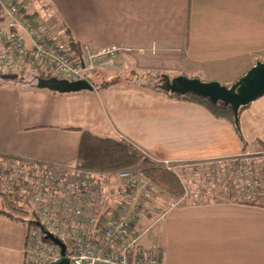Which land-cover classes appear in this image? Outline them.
I'll use <instances>...</instances> for the list:
<instances>
[{
	"label": "crops",
	"instance_id": "crops-1",
	"mask_svg": "<svg viewBox=\"0 0 264 264\" xmlns=\"http://www.w3.org/2000/svg\"><path fill=\"white\" fill-rule=\"evenodd\" d=\"M16 1L53 39L68 44L70 33L82 48L129 50L116 56L107 78L117 81L92 91L16 81L28 72L49 75L37 64L1 79L0 156L74 167L83 131L124 139L161 162L264 154V95L240 111L238 130L207 106L173 95L171 85L187 77L230 87L264 63V0ZM158 207L139 214L138 228L165 264H264V206L237 201L227 186L170 204L159 199ZM26 234L27 224L0 216V264H24Z\"/></svg>",
	"mask_w": 264,
	"mask_h": 264
},
{
	"label": "built area",
	"instance_id": "built-area-1",
	"mask_svg": "<svg viewBox=\"0 0 264 264\" xmlns=\"http://www.w3.org/2000/svg\"><path fill=\"white\" fill-rule=\"evenodd\" d=\"M0 11L3 74H21L37 64L51 76L88 80L94 72L114 66L116 56L129 50L118 45L86 47L74 56L67 43L53 39L46 26L16 0H0ZM257 163L252 171L240 167L238 181L233 185L229 181L227 189L231 186L237 201L264 206V160ZM7 165L10 181L6 173L0 180L6 185L18 183L34 213L35 223L27 225L24 264L62 260V246L49 235L65 245L69 264H165L157 245L146 247L141 241L138 216L155 186L135 169L99 174L18 158Z\"/></svg>",
	"mask_w": 264,
	"mask_h": 264
},
{
	"label": "trees",
	"instance_id": "trees-1",
	"mask_svg": "<svg viewBox=\"0 0 264 264\" xmlns=\"http://www.w3.org/2000/svg\"><path fill=\"white\" fill-rule=\"evenodd\" d=\"M4 16L0 11V22H3ZM68 46L74 56L82 53V47L73 36L68 33ZM1 50V44H0ZM32 67V66H31ZM30 67V68H31ZM103 71V70H100ZM39 78L29 72L26 75L17 77L16 81H21L26 85H38ZM88 80L96 87H105L115 83L117 80H98L90 76ZM175 96L185 97L207 106L215 115L222 116L234 122L239 130V120L235 121L233 110L224 105H215L208 99L196 96L194 94L173 93ZM247 106V105H246ZM246 106L241 107L240 111ZM264 155V154H262ZM15 159L13 156H0V176L3 174V160ZM155 160L143 154L136 146L124 139H112L97 136L89 131H83L75 166L94 173H104L124 168L139 167L140 174L151 179L159 185L162 193L175 199L182 198L186 193L185 185L181 182L176 172L160 166ZM12 188L5 187L0 180V216L22 222L27 225L35 223L34 213L29 202L20 194L18 183L11 184Z\"/></svg>",
	"mask_w": 264,
	"mask_h": 264
},
{
	"label": "water",
	"instance_id": "water-1",
	"mask_svg": "<svg viewBox=\"0 0 264 264\" xmlns=\"http://www.w3.org/2000/svg\"><path fill=\"white\" fill-rule=\"evenodd\" d=\"M171 83L173 93H191L208 99L215 105L223 104L226 107H230L233 110L235 121H238L241 107L264 95V63L258 62L245 76L230 87L218 81L202 82L199 79L187 77L175 78ZM38 85L41 88H47L59 93L94 90V85L87 79L69 80L56 76L39 78ZM49 238L54 243L62 246L63 258L53 264H69L65 245L52 235H49Z\"/></svg>",
	"mask_w": 264,
	"mask_h": 264
},
{
	"label": "rangeland",
	"instance_id": "rangeland-1",
	"mask_svg": "<svg viewBox=\"0 0 264 264\" xmlns=\"http://www.w3.org/2000/svg\"><path fill=\"white\" fill-rule=\"evenodd\" d=\"M116 67H117V64H115L114 66H112L109 69H106L103 71H100V70L96 71L92 75L95 78V80H98L100 83L101 81L106 80L107 78H110V76H114L112 74V72L114 70H116ZM7 75H9V74H3L0 72V80L4 79V78L7 79L8 78ZM40 76H41V78H43V76H45V77L47 76L46 78L52 77L51 75H44V74H42ZM120 77H124V74H121ZM175 78H177V77H175ZM175 78L173 77L171 80H173ZM111 80H116V79L111 78ZM148 80H150V79L148 78ZM152 81H153V83H159V80L153 79ZM217 105H219V104H217ZM222 105L223 104H220V106H222ZM140 151L143 154L148 156V154H146L144 151H142V150H140ZM7 160H9V161H7ZM152 160H154V159H152ZM263 160H264V158L260 159V158H254V156H251V157L232 158L228 161L199 162V163L169 162L168 166L170 168L166 167L167 165L165 162L154 161L158 165H160V166L163 165L165 168L176 172V174L179 177V179L181 180V182L185 185L186 193L182 198L175 199V198H173L167 194L162 193V190L159 187V185L154 183L151 179L146 178L145 176L142 175V177L144 179H147L153 183V185L155 186V191L149 197V200H148V203L146 204V206L144 208H141L143 210L140 212V214L144 213V212H146L147 214L150 212L159 213L161 210L158 207L159 206V199L160 200L162 199V201L163 202L165 201V203H168V201H169V204H170L171 202H177V201L185 199V198L190 199L192 196L195 197L198 194L200 195L201 193L205 192L207 190V188H209L210 186L212 188L215 185L218 188H219V186L220 187L221 186H227L228 187L229 181L233 185L239 179V176L236 175V171H238V170L240 171V167L243 170L252 171L254 169V165L258 164L257 163L258 161H263ZM8 162H10V159H4L3 160V171H4L3 174L6 173L7 182L10 181V179H9L10 167L7 165ZM261 165L264 166L263 163ZM5 167L8 168L9 172H8V170H4ZM124 169H127V168H124ZM133 169H135L139 173L141 168L136 167ZM118 170H121V169H118ZM225 171H226V176H222V173ZM5 187L12 188V186L10 184H7ZM229 192H232V194H233V190L231 189V186L229 188ZM164 199H167V200H164ZM150 223H152V222H150Z\"/></svg>",
	"mask_w": 264,
	"mask_h": 264
}]
</instances>
